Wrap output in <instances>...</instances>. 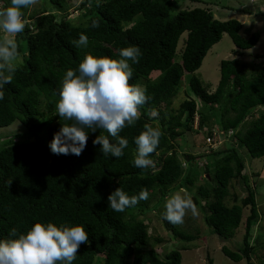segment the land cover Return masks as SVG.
Masks as SVG:
<instances>
[{"label": "trees", "instance_id": "1", "mask_svg": "<svg viewBox=\"0 0 264 264\" xmlns=\"http://www.w3.org/2000/svg\"><path fill=\"white\" fill-rule=\"evenodd\" d=\"M11 0H0L1 9ZM179 0H81L80 23L72 24L66 14H56L66 0H47L56 9L44 7L32 11L24 19L34 20L32 30L27 25L22 33L12 37L18 45L19 61L10 84L3 89L0 100V129L17 122L21 138L31 141H0V239H7L10 230L26 234L36 223L61 226H83L88 243L82 244L72 264H180V254L171 250L160 256L150 245L160 242L147 234L146 224L138 217L145 213L150 200L157 196L156 207L171 190L194 185L203 174L190 198L199 209L202 222L219 240H229L243 223L241 244L235 250L222 246L221 254L233 263L244 260L253 264L250 254L254 246L248 243L250 229L258 218L254 190L241 175L243 159L227 143L225 147L203 153H183L176 157L175 141L184 132L199 133L207 127L205 137L211 136L212 126L225 136L228 130L251 159H262L264 166V113L249 121L244 119L256 107H264V65L247 67L238 61L220 60L218 81L212 93L207 92L193 74L208 49L226 34L233 47L248 50L257 43L259 35L252 32L239 35L241 24L235 19L218 21L207 8L182 9ZM244 12V11H243ZM245 13V12H244ZM93 21L98 27H93ZM185 33L182 47L176 52L180 36ZM80 34L88 37L87 47L72 43ZM138 47L139 63L133 64L130 85L146 89L148 101L140 108V117L126 126L119 136L128 140L124 155L103 157L100 145L92 141L99 135L108 136L103 129L88 131L85 150L77 157L51 153L49 144L63 124L70 123L56 113L59 89L68 69L77 70L86 54L94 57L119 59V49ZM21 59V60H20ZM18 63V64H17ZM155 74L154 78L150 75ZM187 79L190 100L171 110L170 101L176 96L180 80ZM195 101L209 107L210 113H199L192 129ZM213 106H217L213 109ZM154 109L156 116L150 115ZM146 126L162 133L158 148L150 155L155 168L147 170L133 166L136 156L135 138ZM110 142L116 139L108 136ZM199 158H203L197 171ZM239 179L245 197L238 203L226 205L230 180ZM129 197L147 189L149 198L124 212L109 207L108 196L117 188ZM162 203L159 220L172 237L189 243L196 234H186L163 220ZM247 214L242 221V209ZM260 246H264V243ZM144 248V249H143ZM207 264H211L209 259Z\"/></svg>", "mask_w": 264, "mask_h": 264}, {"label": "clouds", "instance_id": "2", "mask_svg": "<svg viewBox=\"0 0 264 264\" xmlns=\"http://www.w3.org/2000/svg\"><path fill=\"white\" fill-rule=\"evenodd\" d=\"M37 3L38 0H11L10 7L1 9L0 5V32L4 34L0 39V89L12 82L16 71L14 61L19 53L12 37L22 33L26 25L30 30L33 27L28 23L32 20L23 18L21 9ZM93 27H98L95 21ZM72 43L78 48L87 47L88 37L80 34L79 39ZM118 51L119 59L86 54L77 70L66 71L58 93L56 113L70 123L63 124L54 134L49 144L51 153L79 157L87 146L86 129L92 132L103 129L116 142L99 135L92 141L93 145L101 146L103 157L120 158L124 155L128 140L120 137L119 133L139 119L140 108L149 97L145 88L129 84L133 76L129 61L139 63L140 49L133 46ZM4 95L0 90V100ZM150 115L156 116L157 113L152 109ZM161 135L159 129L146 126V130L135 138L134 167L142 170L155 168L149 157L158 148ZM148 198L147 189H142L138 196L129 197L119 187L108 196V202L114 212L121 213ZM189 211L194 216L197 213L192 199L176 192L166 199L162 218L174 226L182 225ZM87 243L88 233L79 225L58 227L53 223H36L26 234H19L16 228H12L7 239H0V264H72L80 246Z\"/></svg>", "mask_w": 264, "mask_h": 264}, {"label": "rangeland", "instance_id": "3", "mask_svg": "<svg viewBox=\"0 0 264 264\" xmlns=\"http://www.w3.org/2000/svg\"><path fill=\"white\" fill-rule=\"evenodd\" d=\"M81 0H66L63 7L59 9L56 14H66L67 19L72 24L80 23L81 11L77 9L78 3ZM11 6V1L9 7ZM179 8L191 9V8H207L214 19L218 21H225L228 19H235L241 24L239 35L246 37L252 32H257L259 35L257 43L248 50H238L233 47L229 37L226 34H222L220 40L212 45L206 55L201 61L199 68L191 75L195 76L204 86L207 92L212 93L216 83L218 81V63L220 60L234 59L239 64H244L247 67L264 65V0H179ZM44 7L47 12L55 13L57 10L49 5L47 0H38L35 6L26 8L25 15L34 11L37 14L40 8ZM245 13H244V12ZM38 15V14H37ZM38 16L34 17L35 18ZM28 21L33 23L34 21ZM185 37L183 33L176 46V52H179L182 47V42ZM4 38V34L0 32V39ZM19 55L16 62L19 61ZM21 60V59H20ZM20 63V62H18ZM17 63V64H18ZM187 74H184L180 80L178 91L176 96L170 101V109L175 110L178 105L185 101L190 100L191 95L187 88ZM151 78L155 77V74L150 75ZM195 112L193 116L192 129H195L197 124V115L199 113L209 114L210 110L207 106H201L198 101H195ZM217 106H213L216 109ZM264 113V107H257L253 109L244 121H249L256 118L259 114ZM208 126H212L211 133H214L210 139L204 136L207 132V127H204L201 132L193 133L192 131L184 132L182 138H177L175 144L176 157L181 161V167L185 164L182 162L183 153L198 154L203 153L207 155L209 151H215L225 147L227 143L233 144V147L237 149V152L243 159L244 168L241 175L247 178L249 186L254 190V200L256 203V210L258 218L255 223L252 224L250 229V236L248 243L254 246L253 253L250 254V261L253 264H264V246L259 244L264 243V166L262 159H251L245 152V150L238 145L237 141L229 136H221L220 132L213 123ZM22 128L14 122L6 128L0 129V141L3 139H12V141H31V138H21ZM203 158H199L197 171L201 172L200 165L203 162ZM203 174L195 178L194 185L189 190L185 188H175L166 194L164 199L156 206L153 207L157 196H154L146 206V211L138 217L147 226V234L151 239H159L160 242L153 243L150 241V245L156 250V252L163 256L165 253L176 250L180 254V264H207L208 260H211V264H245L244 260L238 263H233L225 258L220 248L222 246L229 250L237 249L241 244V235L243 232V223L235 230L233 236L229 240H219L215 235L210 234V231L205 227L202 222V217L199 209L194 216L189 211L182 225H175L178 230L186 234H196L197 239L189 243L181 242L172 237L171 233L162 225L159 220V213L162 207V203L171 195L176 192H181L182 196L190 198L191 193L197 185L202 184ZM183 190V191H181ZM245 197V191L243 185L239 179H232L228 185V195L224 202L226 205L238 203ZM247 214V207L242 209V221ZM144 249V248H143Z\"/></svg>", "mask_w": 264, "mask_h": 264}, {"label": "built area", "instance_id": "4", "mask_svg": "<svg viewBox=\"0 0 264 264\" xmlns=\"http://www.w3.org/2000/svg\"><path fill=\"white\" fill-rule=\"evenodd\" d=\"M214 133H215V132H214ZM214 133H211V136L208 137V139H210ZM220 134H221V133H220ZM229 135H231V131H230V130H228V131L226 132L225 136H229ZM221 136H223V134H221Z\"/></svg>", "mask_w": 264, "mask_h": 264}]
</instances>
